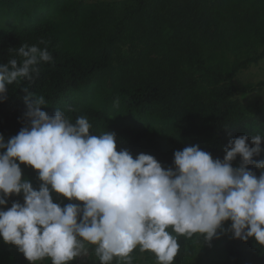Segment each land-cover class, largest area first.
<instances>
[{"label":"trees","instance_id":"1","mask_svg":"<svg viewBox=\"0 0 264 264\" xmlns=\"http://www.w3.org/2000/svg\"><path fill=\"white\" fill-rule=\"evenodd\" d=\"M263 60L264 0H0V247L193 264L206 177L238 215L219 264H264V80L236 82Z\"/></svg>","mask_w":264,"mask_h":264},{"label":"rangeland","instance_id":"2","mask_svg":"<svg viewBox=\"0 0 264 264\" xmlns=\"http://www.w3.org/2000/svg\"><path fill=\"white\" fill-rule=\"evenodd\" d=\"M88 2L113 1V0H86ZM264 80V60L240 73L236 82L240 84L256 83ZM241 102L254 112L257 106L264 103V90L248 96H242ZM21 146L12 139L0 137V152L7 158H15ZM184 188L183 196L201 202L200 216L193 219L199 226L197 236V255L193 264H219L221 261L220 248L222 242L229 237V225L238 222V215L231 203H224L217 193L207 185V178L194 179L190 186L181 181ZM231 199L237 198V194H230ZM214 218L220 222L222 232L215 244H210L214 233ZM21 248L16 246L0 247V264H19ZM43 264V263H36ZM158 264V263H153Z\"/></svg>","mask_w":264,"mask_h":264}]
</instances>
